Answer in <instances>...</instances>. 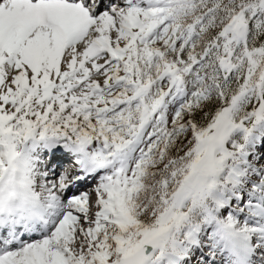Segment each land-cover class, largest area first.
I'll use <instances>...</instances> for the list:
<instances>
[{"label": "snow or ice", "instance_id": "6c2138e0", "mask_svg": "<svg viewBox=\"0 0 264 264\" xmlns=\"http://www.w3.org/2000/svg\"><path fill=\"white\" fill-rule=\"evenodd\" d=\"M0 264H264V0H0Z\"/></svg>", "mask_w": 264, "mask_h": 264}]
</instances>
